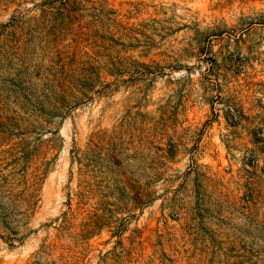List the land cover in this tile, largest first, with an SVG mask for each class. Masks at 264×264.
Segmentation results:
<instances>
[{
	"label": "rangeland",
	"instance_id": "1",
	"mask_svg": "<svg viewBox=\"0 0 264 264\" xmlns=\"http://www.w3.org/2000/svg\"><path fill=\"white\" fill-rule=\"evenodd\" d=\"M0 264H264V0H0Z\"/></svg>",
	"mask_w": 264,
	"mask_h": 264
}]
</instances>
